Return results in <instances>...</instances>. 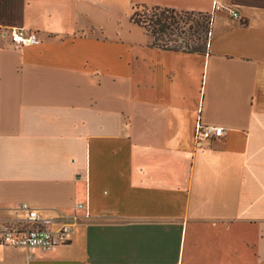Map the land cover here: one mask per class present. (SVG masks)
Listing matches in <instances>:
<instances>
[{
	"label": "crops",
	"instance_id": "1",
	"mask_svg": "<svg viewBox=\"0 0 264 264\" xmlns=\"http://www.w3.org/2000/svg\"><path fill=\"white\" fill-rule=\"evenodd\" d=\"M135 5L210 15L206 54ZM21 204L70 240L0 264H264V0H0V226Z\"/></svg>",
	"mask_w": 264,
	"mask_h": 264
},
{
	"label": "built area",
	"instance_id": "2",
	"mask_svg": "<svg viewBox=\"0 0 264 264\" xmlns=\"http://www.w3.org/2000/svg\"><path fill=\"white\" fill-rule=\"evenodd\" d=\"M231 15L233 18H238L236 12L231 11ZM4 35L8 36L11 46L17 49L39 44V38L34 31L12 28ZM223 135L222 127L204 126L198 123L195 127V144L201 147L203 142L219 139ZM51 224L52 219L42 216L27 204H21L14 215L1 224L0 246L47 251L67 244L72 231L71 223L62 222L54 229Z\"/></svg>",
	"mask_w": 264,
	"mask_h": 264
},
{
	"label": "trees",
	"instance_id": "3",
	"mask_svg": "<svg viewBox=\"0 0 264 264\" xmlns=\"http://www.w3.org/2000/svg\"><path fill=\"white\" fill-rule=\"evenodd\" d=\"M130 21L145 30L155 48L201 55L207 52L212 23L208 14L135 5Z\"/></svg>",
	"mask_w": 264,
	"mask_h": 264
},
{
	"label": "rangeland",
	"instance_id": "4",
	"mask_svg": "<svg viewBox=\"0 0 264 264\" xmlns=\"http://www.w3.org/2000/svg\"><path fill=\"white\" fill-rule=\"evenodd\" d=\"M124 10H123V8L121 9V12H123ZM125 13L127 14V16H128V18L130 17V14H132L131 12H130V9L128 8V6L127 7H125Z\"/></svg>",
	"mask_w": 264,
	"mask_h": 264
}]
</instances>
